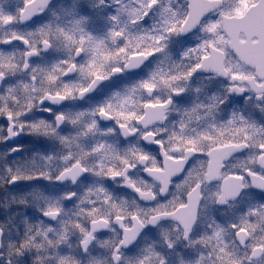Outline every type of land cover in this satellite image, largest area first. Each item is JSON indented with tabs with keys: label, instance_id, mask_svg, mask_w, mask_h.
Returning <instances> with one entry per match:
<instances>
[{
	"label": "snow or ice",
	"instance_id": "snow-or-ice-1",
	"mask_svg": "<svg viewBox=\"0 0 264 264\" xmlns=\"http://www.w3.org/2000/svg\"><path fill=\"white\" fill-rule=\"evenodd\" d=\"M0 193V264H264V0H0Z\"/></svg>",
	"mask_w": 264,
	"mask_h": 264
},
{
	"label": "flooded vegetation",
	"instance_id": "flooded-vegetation-1",
	"mask_svg": "<svg viewBox=\"0 0 264 264\" xmlns=\"http://www.w3.org/2000/svg\"><path fill=\"white\" fill-rule=\"evenodd\" d=\"M25 142H27V141H25ZM0 195H2V193H0Z\"/></svg>",
	"mask_w": 264,
	"mask_h": 264
}]
</instances>
